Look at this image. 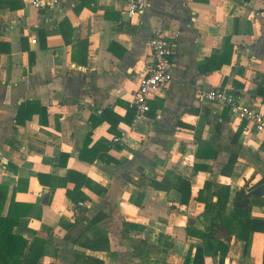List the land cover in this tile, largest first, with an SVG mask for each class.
Masks as SVG:
<instances>
[{"label": "crops", "instance_id": "0c3cea01", "mask_svg": "<svg viewBox=\"0 0 264 264\" xmlns=\"http://www.w3.org/2000/svg\"><path fill=\"white\" fill-rule=\"evenodd\" d=\"M124 6L62 0L47 12L26 0H0V184L30 206L16 233L30 243L51 240L38 264H71L72 254L104 264H183L190 245L199 243L186 229L206 226L204 205L196 201L205 182L216 189L229 182L234 195L261 179L264 133L199 94L237 90L264 112V96L257 95L264 89V0H151L148 11L132 18ZM157 35L175 39L174 78L131 130L133 96L152 67L150 42ZM229 39L231 64L219 68ZM26 103L32 105L21 114ZM201 120L203 140L215 138L221 124L219 153L213 173L194 175L198 143L191 128ZM125 133L128 142L115 144ZM232 155L239 160L226 179L220 172ZM168 171L190 179L188 205L175 190L152 187ZM78 182L85 200L77 203L68 191ZM263 211L255 207L253 215L262 218ZM84 234L107 235L111 251L78 247ZM263 251L261 233L249 257L234 240L225 264H262Z\"/></svg>", "mask_w": 264, "mask_h": 264}, {"label": "trees", "instance_id": "16d2710c", "mask_svg": "<svg viewBox=\"0 0 264 264\" xmlns=\"http://www.w3.org/2000/svg\"><path fill=\"white\" fill-rule=\"evenodd\" d=\"M245 1L249 3L251 0ZM232 48L229 39L219 68L224 64H231ZM215 58L216 56L211 61ZM236 94L240 95L238 92ZM257 95L263 97L264 89L262 92L259 91ZM28 105L32 104L26 103L21 106V114L26 112V106ZM19 123L24 124L20 121ZM202 125H204L203 120L197 127L191 128L195 132V140L198 143V150L195 155L196 163L193 169L194 175L199 172L213 173V164L217 161L219 153L217 140L221 135V124L219 123L216 126L215 138L212 140H203L202 131L204 127L202 128ZM244 129L245 124L243 123L232 139L233 143H239ZM261 148L264 150V144ZM81 156V160L82 158L83 160L86 159L83 157V153ZM238 160L239 156H230L228 163L221 170L220 176L230 179ZM106 161L111 163L108 158H106ZM74 172L71 171L69 178ZM253 177L252 179H255ZM39 180H42L40 175ZM152 185L158 191L169 193L171 190H175L178 192L181 195V205H188L191 200L192 184L190 179L176 174L174 171H168L161 181H154ZM262 185H264V176L255 186L250 187L247 182L244 187L237 190L233 195L229 182L221 184L216 189L214 182L206 181L203 189L199 191L196 197V201L204 205L203 220L206 222V226L204 229L196 227L186 229L187 238L196 239L199 243L190 245L183 264H206L208 258H211L214 264H225L234 240L244 244V256L249 257L254 235L256 233L264 235V218L253 215L255 207H264V198H258L254 195V191ZM81 186L82 183L78 182L73 192L68 191L69 197L74 202L78 203L85 200L80 192ZM94 189L95 187H93ZM99 190H96V192L100 193ZM15 193L14 191L11 194L8 186L0 184V264H38L40 259L48 253L51 240L39 237L30 243L16 233L17 227L27 217L30 206L17 203L14 200ZM95 221L99 222L100 219ZM76 245L94 252L111 251L110 240L105 234H98L94 239L84 234L76 241ZM70 263L104 264L100 259L79 254H72ZM262 264H264V251Z\"/></svg>", "mask_w": 264, "mask_h": 264}, {"label": "built area", "instance_id": "2783aa9c", "mask_svg": "<svg viewBox=\"0 0 264 264\" xmlns=\"http://www.w3.org/2000/svg\"><path fill=\"white\" fill-rule=\"evenodd\" d=\"M27 3L39 11L53 12L61 5L62 0H26ZM124 3V12L130 18L143 14L149 10L151 0H121ZM153 64L148 74L143 78L139 89L135 92L131 108L135 112L131 130L142 124L150 112V101L168 86L174 78L175 39L171 36L157 35L151 42ZM202 102L218 106L227 111L230 118L247 122L257 132L264 133V112L245 103L241 95L227 89L202 91L199 94ZM132 132V131H131ZM130 139L129 134H122L114 138V143L125 145Z\"/></svg>", "mask_w": 264, "mask_h": 264}, {"label": "water", "instance_id": "95a60500", "mask_svg": "<svg viewBox=\"0 0 264 264\" xmlns=\"http://www.w3.org/2000/svg\"><path fill=\"white\" fill-rule=\"evenodd\" d=\"M254 195L258 198H264V185L260 186L254 191Z\"/></svg>", "mask_w": 264, "mask_h": 264}, {"label": "rangeland", "instance_id": "374dc122", "mask_svg": "<svg viewBox=\"0 0 264 264\" xmlns=\"http://www.w3.org/2000/svg\"><path fill=\"white\" fill-rule=\"evenodd\" d=\"M258 170H259V172H261V179H262L263 176H264V170H262L260 167H259ZM255 172H256V171H255ZM259 172H256V173H259ZM261 179H260V180H261ZM258 182H259V181H258ZM258 182H257V183H258ZM257 183H256V184H257ZM222 184H223V183H222ZM249 186H250V187H253V186H255V184H254L253 182H251V180H250ZM263 212H264V211H263ZM256 213L258 214V211H257ZM255 217H257V216H255ZM259 218H261V217H259ZM262 218H264V217H262ZM247 259H248V258H246V259H244V260L246 261Z\"/></svg>", "mask_w": 264, "mask_h": 264}]
</instances>
